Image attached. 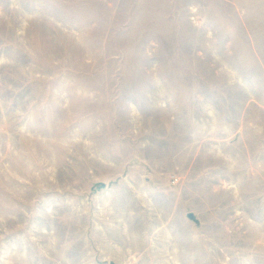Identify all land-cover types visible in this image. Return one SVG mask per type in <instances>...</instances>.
Here are the masks:
<instances>
[{
    "label": "rangeland",
    "instance_id": "rangeland-1",
    "mask_svg": "<svg viewBox=\"0 0 264 264\" xmlns=\"http://www.w3.org/2000/svg\"><path fill=\"white\" fill-rule=\"evenodd\" d=\"M112 263L264 264V0H0V264Z\"/></svg>",
    "mask_w": 264,
    "mask_h": 264
},
{
    "label": "water",
    "instance_id": "water-1",
    "mask_svg": "<svg viewBox=\"0 0 264 264\" xmlns=\"http://www.w3.org/2000/svg\"><path fill=\"white\" fill-rule=\"evenodd\" d=\"M190 219H191V220H194L195 217L191 214V215H190ZM112 264H114V263H112Z\"/></svg>",
    "mask_w": 264,
    "mask_h": 264
}]
</instances>
